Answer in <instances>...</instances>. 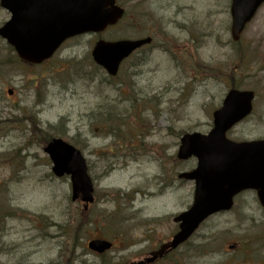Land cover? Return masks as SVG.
Returning a JSON list of instances; mask_svg holds the SVG:
<instances>
[{"label": "rangeland", "instance_id": "obj_1", "mask_svg": "<svg viewBox=\"0 0 264 264\" xmlns=\"http://www.w3.org/2000/svg\"><path fill=\"white\" fill-rule=\"evenodd\" d=\"M117 2L118 24L64 43L41 65L17 62L0 37V264H129L167 243L195 187L177 177L197 163L176 157L180 137L209 131L231 88L255 98L228 138H264V5L234 42L230 0ZM9 17L0 7V27ZM147 35L152 43L114 78L92 61L97 39ZM52 138L86 159L95 196L87 210L71 201L69 176L51 171L43 147ZM95 237L114 248L89 251ZM155 264H264L256 193H241Z\"/></svg>", "mask_w": 264, "mask_h": 264}, {"label": "water", "instance_id": "obj_2", "mask_svg": "<svg viewBox=\"0 0 264 264\" xmlns=\"http://www.w3.org/2000/svg\"><path fill=\"white\" fill-rule=\"evenodd\" d=\"M264 0H232L231 34L238 40L246 22L255 14ZM11 19L0 28V35L14 46L19 57L31 63L49 58L68 37L84 32H100L122 17L124 10L115 0H0ZM139 40L98 41L92 51L94 61L110 75H115L123 59L137 47L149 43ZM252 91L231 90L221 108L213 113L214 127L208 134H185L181 138L178 157L196 156L198 164L180 177L195 180L193 203L174 218L179 231L168 244L176 248L187 240L210 215L229 210L233 197L246 188L258 191L264 206V140L236 143L225 137L226 131L252 110ZM53 162L56 176L69 174L72 199L81 195L83 201H92V183L87 175L86 162L79 150L61 139H53L44 148ZM90 249L103 252L111 247L104 240H93ZM162 251L159 255H162ZM156 255L139 264L154 261Z\"/></svg>", "mask_w": 264, "mask_h": 264}, {"label": "trees", "instance_id": "obj_3", "mask_svg": "<svg viewBox=\"0 0 264 264\" xmlns=\"http://www.w3.org/2000/svg\"><path fill=\"white\" fill-rule=\"evenodd\" d=\"M15 60V59H14Z\"/></svg>", "mask_w": 264, "mask_h": 264}]
</instances>
